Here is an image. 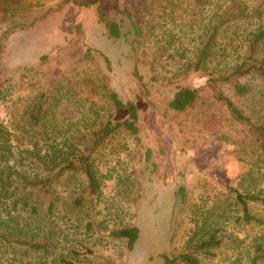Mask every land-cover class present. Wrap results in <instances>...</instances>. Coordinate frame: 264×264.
Segmentation results:
<instances>
[{
  "label": "rangeland",
  "instance_id": "1",
  "mask_svg": "<svg viewBox=\"0 0 264 264\" xmlns=\"http://www.w3.org/2000/svg\"><path fill=\"white\" fill-rule=\"evenodd\" d=\"M168 1L101 2L107 11L127 7L139 21L134 55L139 86L131 64L109 47L95 5L0 0V122L11 132L14 149L57 151L89 143L91 131L116 115L110 88L135 102L143 143L121 129L93 153L97 194L88 193L81 174L63 177L54 213L43 205L26 226L37 241L49 243L48 254L42 248L24 253L28 245L11 237L12 243L1 241V220L8 219V211L16 217L11 225L25 224L21 219L29 217L27 209L12 210L1 198L0 180V264H166L163 253L183 252L200 264H247L264 224L241 219L233 190L264 196V154L216 99L206 77L182 72L207 30L191 14L192 3ZM243 81L250 85L245 95L226 92L245 114L264 122V83ZM180 83L201 89L190 107L175 112L165 103ZM41 92L46 93L45 114L35 126L28 121V107ZM146 147L152 151L149 163ZM180 185L183 201L175 193ZM79 195L83 199L76 206ZM250 207L264 219L263 204ZM132 225L139 238L128 249L126 240L110 231ZM213 232L219 245L196 249Z\"/></svg>",
  "mask_w": 264,
  "mask_h": 264
},
{
  "label": "trees",
  "instance_id": "2",
  "mask_svg": "<svg viewBox=\"0 0 264 264\" xmlns=\"http://www.w3.org/2000/svg\"><path fill=\"white\" fill-rule=\"evenodd\" d=\"M184 1L193 4L191 14L196 16V20L199 18L198 23H203L207 32L194 57L185 61L182 72L195 71L204 75L206 85L213 89L216 99L226 107L255 147L264 154V122L245 114L236 105L232 95L226 92V89H231L235 96L245 95L250 89V85L243 81L245 79L256 78L264 83V0ZM69 2L85 8L96 6L98 20L103 26L109 47H114V53L118 54L121 60L131 64V75L140 86L142 79L134 55L140 44L141 28L134 13L127 7L103 10L102 0H61L60 3ZM200 89L182 83L176 84L166 99L167 109L175 112L186 110L198 98ZM109 98L113 101L116 115H110L100 127L91 131L88 145L84 142L82 147L74 146L57 151H41L39 148L15 150L11 143V132L2 121L0 122L1 198L6 200L12 210L27 209L29 217L28 220L21 219L25 224L17 225L14 221L11 225L16 217L8 211V219L1 220V241L12 243L9 239L11 237L14 243L28 245L24 248V253L42 248L43 252L48 254L49 243L37 241L36 235L30 233L26 226L32 224V218L39 214L43 205L48 214L54 213L58 199L56 188L61 184L63 177L70 173H79L85 179L88 193L97 194L100 182L94 166L93 153L121 129L132 134L135 141L143 146L138 126V111L133 99L125 100L114 88H110ZM45 105L46 93L41 92L28 107V121L31 125L40 123L45 114ZM151 155V149L146 147V163L151 162ZM233 192L241 210V219L247 224L263 225L264 219L252 213L250 203L259 201L264 205V196L237 190ZM175 193L178 201L184 200L185 189L182 185ZM82 199L81 195L76 197L75 205H81ZM36 228L38 231L42 229L39 225ZM110 235L125 239L128 249H133L139 238V230L135 225L122 226L112 229ZM218 245L219 240L213 232L203 239L196 249H208ZM162 258L166 264H175L180 259L186 264H200L198 259L188 252L176 253L172 257L163 253ZM247 259V264L264 263V234L260 240L255 239L252 243Z\"/></svg>",
  "mask_w": 264,
  "mask_h": 264
}]
</instances>
